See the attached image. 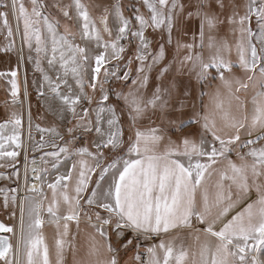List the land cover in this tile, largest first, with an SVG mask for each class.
<instances>
[{
    "label": "snow or ice",
    "instance_id": "1",
    "mask_svg": "<svg viewBox=\"0 0 264 264\" xmlns=\"http://www.w3.org/2000/svg\"><path fill=\"white\" fill-rule=\"evenodd\" d=\"M140 2L148 16L133 6V17L129 18L117 3L111 12L105 8L97 19L82 0L53 4L64 18L80 23L82 46L67 25L63 33L59 31L60 21L47 12L44 0H29L30 8L24 0H0V8L4 9L0 11V22L6 29L7 40L0 51L16 52L19 61L32 63L34 70L41 73L43 83L37 87V93L44 97L43 87L48 85L53 95L46 107L54 117L63 120L67 111L77 119V105L96 100L86 89L100 93L94 109L95 121L85 108L79 113L75 128L67 129L69 136L76 130L94 133L95 152L86 146L72 148L73 136L58 151L46 153L56 158L54 169H59L63 160L79 157L69 171L46 184L52 194L50 201L44 193V178L35 167L31 169L33 179L40 181L41 186H29L28 163L34 165L36 161L29 162L27 156L24 184L27 192L34 195L18 198L0 190L3 208L11 205L19 210L15 247L11 238L0 236V264H52L49 245L41 231L45 211L48 222L56 229L55 264H66L69 251L72 264H121V253L127 251L134 252L130 258L134 264H264V0H246L243 5L236 0ZM72 9L74 15L70 14ZM9 14L14 16L17 30H21L22 23L19 50L15 47ZM133 19L137 23L135 28ZM192 24H196L197 31L192 33L190 42L173 40L174 30L188 34ZM223 25L227 26L224 35ZM149 29L161 33L158 41L146 35ZM229 35L235 38L234 44ZM132 43L136 47L123 74H119V64L112 69L105 67L101 80V68L113 60H124ZM170 48L174 49L172 60L164 63ZM233 48L235 62L231 59ZM45 61L49 69L57 71L55 80L43 68ZM134 61L135 75L131 67ZM173 65L177 73L188 67L201 89L211 88L213 81H219L214 91L199 92V108L192 91L185 88L184 99H180L177 82L166 79ZM158 66L155 79L159 83L148 92L151 73ZM237 70L243 76H237ZM6 75L10 77L11 103L17 105L21 103L17 71L0 72V78ZM113 81H124L127 90L105 87ZM62 86L66 93L61 91ZM248 92L250 100L241 95ZM205 96L207 105L203 104ZM110 97H114L113 103H109ZM57 100L60 107L53 108L52 101ZM125 118L131 129L127 141ZM156 119L166 128L139 126L144 121L153 125ZM194 125H199V133L188 132L178 139L169 135L185 133ZM9 126L12 134L7 139L16 149L23 148L22 118L15 111L6 123L0 124V159L11 158L8 166L15 167L20 152L4 150L3 132ZM37 128L63 139L55 128ZM208 135L211 140L206 138ZM109 157L111 162L104 164ZM40 171L46 174L48 169ZM12 175L19 179L20 173ZM8 178L0 175V179ZM11 191L18 193L19 189ZM246 201L251 202L245 204ZM241 204L245 206L226 219ZM82 214L92 232L87 233L85 256L78 258L75 237L69 239L70 223H75L79 233ZM11 215H16L15 210ZM177 229L190 230L194 250L190 252L184 244L177 248L174 240L146 244ZM0 233L16 236L15 229L3 223Z\"/></svg>",
    "mask_w": 264,
    "mask_h": 264
},
{
    "label": "crops",
    "instance_id": "2",
    "mask_svg": "<svg viewBox=\"0 0 264 264\" xmlns=\"http://www.w3.org/2000/svg\"><path fill=\"white\" fill-rule=\"evenodd\" d=\"M10 3V0H8ZM83 2V1H82ZM236 2L240 5H243L246 3V0H236ZM72 3V2H71ZM84 3V2H83ZM119 3L121 5V0H113V6L115 4ZM85 4V3H84ZM28 5V4H27ZM86 5V4H85ZM87 6V5H86ZM135 6V5H134ZM89 9V8H88ZM113 9V8H112ZM110 10V12L112 11ZM241 13L243 12V7L240 8ZM90 12V10H89ZM147 16L149 15L148 11ZM71 14L74 15V9L71 10ZM91 14V12H90ZM92 15V14H91ZM11 20L14 24L17 25V22L12 14H10ZM128 17V16H127ZM109 21H110V27L113 26V18L110 15L109 16ZM74 22V32L76 33V42L80 43L82 46L84 44L83 41L80 40L79 38V32H80V23L73 19ZM15 25V29H17V26ZM137 26V23L135 27ZM253 29L255 30V23L252 25ZM2 29V26L0 25V30ZM20 29L21 26H20ZM59 31L63 33V31L59 28ZM21 32L22 30H15V36H16V44L15 47L17 50L20 49L22 45V37H21ZM174 32V31H173ZM148 33V32H147ZM148 36V35H147ZM255 43V41H253ZM123 43V41L121 42ZM259 47V45H257ZM96 51H101L100 49H97ZM26 52V49H25ZM13 53V52H12ZM16 57L17 53L14 52ZM34 55V53H33ZM18 59V57H17ZM113 60L112 62L114 63ZM19 64H21L22 67V74L17 75L16 79L19 83V100L21 103L17 105H12L11 103V92H10V84L8 83V80L10 79L9 76L2 77L3 84L0 85V124L6 123L10 117L11 113L13 111L17 112L21 118H22V128H21V141L23 143V148L21 149H16L15 144L10 142L7 137L12 134V129L11 126L6 128L3 132L4 136V150L5 151H19L20 155L17 157V162L15 164V167H10L12 163L11 158L5 156L2 159H0V164L5 165L4 167H0V175L7 176L9 177L8 179H0V188L2 190H6L8 188L9 183H13L12 179L17 180L19 182V187L21 188V193H20V198H23L25 195L23 190H26L25 184H24V165L26 163L25 161V156H27L28 161L30 162L31 160L35 159L36 162L41 163V169H48V172L45 174L43 172H39V175H42L45 181V186H44V193L48 196L49 201L51 200V191L46 187V184L48 182H53L55 180L56 175L66 173L67 171L70 170L71 168V163L76 162L79 157L73 156L71 160H63V163L60 165L59 169H54L52 167L53 162L55 161L56 158L47 156L46 153L50 152H56L58 151V148L63 146L66 141H69L72 139V137H75V141L71 144L72 148H77V147H88L90 151L95 152V148L93 147V141L96 139L94 133H84L82 130H76L72 133V136H69L67 134V129L72 127L75 128L77 119L79 118V113L81 112L82 109H89V116L95 121V112L94 109L96 108V100L99 99L100 93L99 90H97L96 93H93L92 90L86 89L88 94L90 96L94 95L96 97V100L92 104H88L86 101H82L80 105H77V119H73L72 115L70 112L65 111L64 113V119L60 120L56 117H54L47 109L46 107V101L48 98H50L53 94L51 93L49 87L47 84H44L43 91L45 93L44 97H40L37 93V87L43 83L42 81V75L39 72H36L34 70L33 64L29 63L27 61H19ZM8 61L3 58L0 54V72L3 73H10L7 68ZM18 64V63H17ZM109 64V63H108ZM43 68L48 71L49 75L53 77V80H55V76L57 74V71L54 69H49V66L47 65L46 61L43 63ZM94 66V65H93ZM106 66V65H105ZM104 66V68H105ZM58 67V66H57ZM102 69L101 68V77H102ZM243 73L240 74L242 76ZM100 79L102 80L103 78ZM35 81V83L33 82ZM69 83H72L71 79H69ZM30 91H33L36 95V99L38 100L39 104L41 105L42 110L46 113L48 116L49 120L47 121L48 123L54 122V125H42L41 123H38L33 115H32V109L29 101V93ZM61 91L65 92L67 91L66 87L62 86ZM242 96L246 95L247 98L250 100L251 98V92L248 93H241ZM109 103H113L112 99L110 97ZM52 106L53 108H59L60 107V102L57 101H52ZM249 111H251V104L249 103L248 105ZM29 115L31 116V120H29ZM37 125H39L40 129H51L55 128L62 136L63 139H59L55 135L51 134L50 132H41L38 130ZM199 127L198 125H194L190 129H186L185 133H178L180 135H186L188 132H195L199 133L201 130H197ZM130 129V128H129ZM125 132L124 131V139L127 141L129 136L131 135L130 132ZM31 133V135H29ZM208 140H211V136L208 135L206 137ZM40 144H44L45 146L43 148L39 147ZM107 151L105 152V155H107ZM61 158H63V154H61ZM110 158V157H109ZM235 159V157H232ZM44 161H47L45 163ZM106 160L103 161L105 164ZM17 168V170H13L14 168ZM31 163H28V171L30 174V169ZM32 168V167H31ZM18 171L20 173L19 179H17L15 176L12 175L13 172ZM98 174V173H97ZM75 173H73V177L75 178ZM215 179V178H213ZM93 184L96 182V176L92 177ZM40 183V181H39ZM30 184V183H29ZM30 186V185H29ZM41 186V184H40ZM91 190V188L89 189ZM27 191V190H26ZM28 195H34L32 193H29ZM255 196L253 195L252 199H254ZM247 202L251 201H246ZM245 204H241L237 209L233 210V212L229 213V216L226 219H230L232 215L235 214L236 211H239L241 208L245 206ZM83 205V201H82ZM47 206V202H45V207ZM84 208H87V205H83ZM64 211V209H62ZM43 218L45 220V224L43 228L41 229L46 242L49 245L50 249V260L52 264H55V249H54V242H55V237H56V229L55 226L50 224L49 221V216L47 212L45 211L43 213ZM219 226V225H218ZM197 227H202L200 225H197ZM15 229V227H13ZM189 231L188 229H177L174 232H170L168 234H162L157 238V241L155 243H151L150 241H147V245L151 244H159L161 240L165 241L166 243L169 241L174 240L177 248L181 244H184L186 248H190L191 250L195 249V242L191 239L189 236ZM92 232V229H90L87 225V221L83 218L82 214V219L80 223V231L77 233V228L74 222L70 223V236L69 239H71L73 236L75 237V245L78 249L77 251V257L78 258H83L86 254L87 251V233ZM19 235V234H18ZM18 238V237H17ZM141 251H143L141 249ZM134 255L133 251H127V252H122L121 253V264H134V261H132L130 258ZM163 253L161 252V256ZM73 257L72 253L69 251L66 254V264H72Z\"/></svg>",
    "mask_w": 264,
    "mask_h": 264
},
{
    "label": "rangeland",
    "instance_id": "3",
    "mask_svg": "<svg viewBox=\"0 0 264 264\" xmlns=\"http://www.w3.org/2000/svg\"><path fill=\"white\" fill-rule=\"evenodd\" d=\"M131 1L133 3V6L135 5L136 8H139L141 13H143L145 16H147V12H146L147 9L144 7L142 2H140V0H131ZM24 2H25V5L30 8L29 0H24ZM45 3L48 5L47 12L51 13V0H47ZM90 3H91V5L93 3L92 6H95V4H99V3L100 4H103V3L111 4L110 10L113 8V0H91ZM0 11H4V9L0 8ZM55 12L59 13L58 10H55ZM9 24L11 25V27L13 29L14 39H15V42H16V36H15V30L17 32V29H15V25L16 24H14L12 22L10 14H9ZM0 25L2 26V29L0 30V48H2L7 43V40L5 38L6 37V29H4L2 22H0ZM135 25H136V21H135ZM21 28H22V23H21ZM196 31H197L196 24H192L191 25V29L188 32V34H178L174 30V32H173V40L175 41V39L179 38L183 42H190L192 33L196 32ZM221 34L222 35L227 34V26L226 25L221 26ZM146 35H148V37L150 39H153L154 41H158L159 38H160L161 33L160 32H154L152 35H150L149 30H148V33H146ZM228 39H229V41L231 43H233V44L235 43V38L234 37L229 35ZM123 43H126V42L123 41ZM155 48H156V44L153 43V50H155ZM125 53H124V55H125ZM0 54H1V56H3L5 61L6 60L8 61L7 65H6V68H7V70L9 72L17 71V75H21L22 74L21 64H19L18 59H17V57H16L14 52L5 54L2 51H0ZM173 54H174V49L170 48L169 49V54H168L167 59H166V61L164 63L170 62L172 60ZM180 55L183 56L184 52H181ZM204 55H205V57H207V55H208L207 50H205ZM231 59L234 62L237 60V55H236V52H235V48H233V52L231 54ZM126 62H123L122 60L121 61H114V63L111 62L109 64H106L105 67L108 68V69H112L113 67H110V66H114V65H116L115 63H119V65L121 64L120 73L119 74L122 75L123 71L125 70L124 66H125ZM93 65H94V62H93ZM136 67H137V64L135 62L134 63V67L132 66L133 75H135ZM158 68H159V66L157 68L153 69V71L151 73L152 80H150L148 92H151L153 84L159 83V81H157L155 79L157 71H158ZM103 72H104V67L102 69V77L101 78H103ZM241 73L242 72H240L239 70L236 71V75L237 76H240ZM213 74H215V73H213ZM166 79H173V80H175L177 82V84H178V94H179L180 99H184L182 93H183L185 88H188L190 91H192L194 98H196V103H197L198 108L200 106V101L198 99L199 92L201 90L209 91V92L214 91L215 87L219 85V81L217 80V81H213L212 82L213 86L211 88L205 87V88L201 89V86L199 84H197V82L195 80L194 74H190L189 73L188 67H185L181 73H177L176 65H173V68H172V70L170 71L169 74H166ZM3 83L4 82H3L2 78H0V85H2ZM128 83L130 85V81ZM105 87L106 88H115L116 90H121V89H123L125 91L127 90L125 88V82L124 81H113L111 84H106ZM111 99H112V102H114V97H111ZM29 101H30V97H29ZM208 102H209L208 101V97L205 96L204 99H203V104L207 105ZM157 125L166 128V124L162 125L161 121L159 119H156V122L153 125H149L147 121H144L139 126H141L142 128H147L149 126H153L154 127V126H157ZM198 127H199V125H198ZM197 130H200V127ZM129 132L131 134V129H129ZM169 135H172L173 139H178V137L180 136V134H178V133H171V132H169ZM17 168L18 167L14 168L13 170H17ZM28 177H29V171H28ZM12 181H13V183H9L8 184L9 186H8V188L5 191H7V194L9 196L18 195V198H20L19 195L21 193V191H20L21 188L19 187V182H17V180H15V179H12ZM29 183H30V181H29ZM12 189H19V191H18V193H13L11 191ZM0 190H2V189L0 188ZM23 191H24L25 195L29 194L26 190H23ZM2 203H3V192H0V219L3 222H5L7 225H11V226L15 227L16 236H12L11 237L13 245L15 247L16 240H17V237H18V234H19V210L18 209H14L11 205H10V207L8 209H5V208H3ZM13 210H15V212H16V215L14 217L11 215Z\"/></svg>",
    "mask_w": 264,
    "mask_h": 264
},
{
    "label": "trees",
    "instance_id": "4",
    "mask_svg": "<svg viewBox=\"0 0 264 264\" xmlns=\"http://www.w3.org/2000/svg\"><path fill=\"white\" fill-rule=\"evenodd\" d=\"M47 0H44V2H46ZM72 0H51V16L55 17L56 19H58L60 21V29L64 32V27L65 25H67L69 31H71L72 33L76 34L74 32V22L73 20H68L66 18H64L61 14L55 12V10H57L56 8L52 7L53 4L55 3H60L62 5H66V4H70ZM87 7L89 8L92 16L94 18H99L100 15L103 14L104 9L107 8L108 10H110L111 8V4H95V6H92L89 0H82ZM121 6L122 9L124 11L125 16H128L129 18L133 17V12H134V8H133V3L131 0H121ZM110 12V11H109ZM70 14H71V10H70ZM133 23V27L135 28V20H132ZM109 26H110V21H109ZM149 33L150 35H152L154 32L149 29ZM105 39H108L107 36H105ZM136 44L132 43L130 45H128V50L126 51L125 55H124V60H122L123 62H126L128 57L131 56L134 53ZM120 63V62H119ZM119 63H115L116 65ZM134 63L131 65V67H134ZM121 66V64H120ZM90 90V89H89ZM30 96V105H31V109H32V115L34 117V119L38 122L41 123L42 125H54L55 123H48L47 121L49 120L48 116L46 115V113L42 110L41 105L39 104L38 100L36 99V95L33 91H30L29 93ZM124 129L125 132H128L129 126L127 124L126 118L124 119ZM123 154V150H121V155ZM111 157L109 159L106 160L105 164L110 163L111 161Z\"/></svg>",
    "mask_w": 264,
    "mask_h": 264
},
{
    "label": "bare ground",
    "instance_id": "5",
    "mask_svg": "<svg viewBox=\"0 0 264 264\" xmlns=\"http://www.w3.org/2000/svg\"><path fill=\"white\" fill-rule=\"evenodd\" d=\"M33 167H35L37 169V174H39V165H38V163H35L34 165H32V168ZM32 168L30 167V169H32ZM29 181H30V184H29L30 186H31V184L35 183L37 185V188L40 187L39 181L33 179V173H32V171H30V174H29Z\"/></svg>",
    "mask_w": 264,
    "mask_h": 264
},
{
    "label": "water",
    "instance_id": "6",
    "mask_svg": "<svg viewBox=\"0 0 264 264\" xmlns=\"http://www.w3.org/2000/svg\"><path fill=\"white\" fill-rule=\"evenodd\" d=\"M0 223H3L5 224L6 226H9V227H13L11 225H7L5 222H3L1 219H0ZM0 236H8L9 238H11L13 236V234L11 233H0Z\"/></svg>",
    "mask_w": 264,
    "mask_h": 264
},
{
    "label": "built area",
    "instance_id": "7",
    "mask_svg": "<svg viewBox=\"0 0 264 264\" xmlns=\"http://www.w3.org/2000/svg\"><path fill=\"white\" fill-rule=\"evenodd\" d=\"M110 67H113V66H110ZM36 163H38V165H39V172H40L41 163H40V162H36ZM32 165H33V164H31V167H32ZM156 241H157V238H154V239H152L150 242H151V243H155Z\"/></svg>",
    "mask_w": 264,
    "mask_h": 264
}]
</instances>
